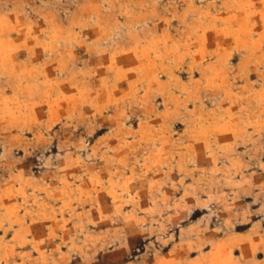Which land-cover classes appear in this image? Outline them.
Here are the masks:
<instances>
[{"label": "rangeland", "instance_id": "1", "mask_svg": "<svg viewBox=\"0 0 264 264\" xmlns=\"http://www.w3.org/2000/svg\"><path fill=\"white\" fill-rule=\"evenodd\" d=\"M0 264H264V0H0Z\"/></svg>", "mask_w": 264, "mask_h": 264}]
</instances>
